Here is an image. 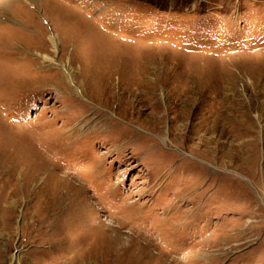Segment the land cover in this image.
Wrapping results in <instances>:
<instances>
[{"label": "rangeland", "instance_id": "374dc122", "mask_svg": "<svg viewBox=\"0 0 264 264\" xmlns=\"http://www.w3.org/2000/svg\"><path fill=\"white\" fill-rule=\"evenodd\" d=\"M0 264H264V0H0Z\"/></svg>", "mask_w": 264, "mask_h": 264}, {"label": "bare ground", "instance_id": "6f19581e", "mask_svg": "<svg viewBox=\"0 0 264 264\" xmlns=\"http://www.w3.org/2000/svg\"><path fill=\"white\" fill-rule=\"evenodd\" d=\"M12 4V2H9V3H6V5L5 6H3V7H1V8H3L4 10H6V11H8L9 12V10H7L8 8H9V5H11ZM30 5V4H29ZM7 12V13H8ZM6 17H10L8 14L6 15ZM52 19H55V21L56 22H54L55 23V29H59V22H61L60 21V19H61V16L59 15H55L54 14V18H53V16H52ZM10 38V37H9ZM51 42H52V44H53V46L56 48V47H58L59 46V43H60V39H59V37L58 36H53V37H51ZM45 59L47 60V61H49L50 63H53V60L52 59H49L48 57H45ZM46 62V61H45ZM97 114V113H96ZM99 116V115H98ZM100 118V117H99ZM100 119H102V117L100 118ZM74 135H76V134H74ZM73 136V135H72Z\"/></svg>", "mask_w": 264, "mask_h": 264}]
</instances>
